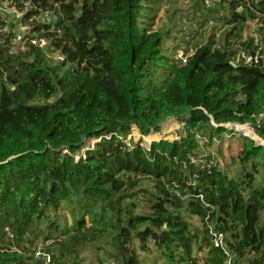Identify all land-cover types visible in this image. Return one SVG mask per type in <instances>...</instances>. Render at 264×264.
I'll return each instance as SVG.
<instances>
[{
  "label": "trees",
  "instance_id": "1",
  "mask_svg": "<svg viewBox=\"0 0 264 264\" xmlns=\"http://www.w3.org/2000/svg\"><path fill=\"white\" fill-rule=\"evenodd\" d=\"M30 1L25 19L56 17L30 33L64 60L13 50L0 30V162L12 158L0 164V264H41L25 247L38 242L54 264H83L86 248L96 264H145L149 243L162 264H226L214 233L233 263L264 264V0L203 2L223 42L184 63L165 55L145 0ZM250 21L257 39L242 40ZM167 118L183 124L178 139L127 145L132 128L146 137Z\"/></svg>",
  "mask_w": 264,
  "mask_h": 264
},
{
  "label": "rangeland",
  "instance_id": "2",
  "mask_svg": "<svg viewBox=\"0 0 264 264\" xmlns=\"http://www.w3.org/2000/svg\"><path fill=\"white\" fill-rule=\"evenodd\" d=\"M148 1L150 2H147V0L144 2L149 5V9L143 10L141 16L148 17L153 14V17H150L148 20V22L151 23V29L153 31H160L164 35L163 51L165 52V55L175 61L178 60L181 63H184L187 57L193 55L196 48L208 43L211 38H213L216 46L222 44L224 32L226 31L225 27L220 25L218 19H213L215 18L213 15L209 16L202 9L203 2L207 3L208 6H212L213 2L219 0ZM49 18L50 20H53L52 14H49ZM142 20H144V18H142ZM145 20L147 19L145 18ZM0 23L4 31L13 35L11 41L14 47L13 49L22 48L25 42L21 40L23 33L20 30L19 15L10 10L6 13V16L0 18ZM256 30V21L248 22L241 34V39L244 40L248 37L257 39V35L255 34ZM50 55L55 56V53ZM178 61L176 62L178 63ZM242 126H245L253 132L248 125ZM182 128L183 124L179 123L176 119L167 118L161 125L159 133H152L149 136L142 137L134 127L132 128L131 134L127 137V141L140 143L143 148L147 149L153 141H158L160 139L173 141L178 139ZM237 130L247 136L243 133L244 131H241L239 126ZM255 141L262 144L260 140ZM89 145H93V141L87 142L85 149ZM220 168L223 171L226 170L229 176H234L235 174V168L231 167L230 164H228L227 167L222 165ZM139 210L143 212L144 207H141ZM62 213L66 218L67 227H69L72 224V219L67 212L62 211ZM58 218L60 219V223H62V215ZM55 237H58V235ZM2 246L6 248L9 246L11 249L17 250L13 245L9 244L7 240L3 241ZM25 247L29 249L33 256L37 250L40 251V256H35L36 259L34 258L36 261H40L41 264H51L49 259L43 256L45 246L41 242H38L34 247H30L29 245H25ZM149 247L152 250L151 253L147 254L144 252H138L140 258L145 264H162V260L157 257V253L153 249L151 243H149ZM155 258H157L156 261ZM80 259L84 260L83 264H96L97 262L94 252L87 248L81 252ZM241 264H244V262L242 261Z\"/></svg>",
  "mask_w": 264,
  "mask_h": 264
},
{
  "label": "built area",
  "instance_id": "3",
  "mask_svg": "<svg viewBox=\"0 0 264 264\" xmlns=\"http://www.w3.org/2000/svg\"><path fill=\"white\" fill-rule=\"evenodd\" d=\"M16 1H18L19 4L22 6V10L19 8V5L16 3ZM10 10H12L13 12H15V13H17L19 15V18H20V30L23 33L21 40H23L25 42L24 46L22 48H18V49H15V50H24L25 46H26V43L29 42L33 46L41 48L44 52L47 53L48 56H50V57H52V58H54V59H56L58 61H63L64 60V57L62 55H60L59 52L54 51V48L51 46V44L48 41H46L43 38H40V39L36 38L35 34H31L30 33L31 24L34 23V22H38L40 24L52 25V28H53L54 27V22L56 21V17H55L53 12L40 11L38 15H30V16H28L25 19L24 18L25 15L31 10V1L30 0H13V1H10V2H1L0 1V18L2 16H6V13H8V11H10ZM49 14H52L53 20H50ZM0 30L3 33H7L6 31L3 30V27H1V23H0ZM12 38H13V35H12ZM12 38H11V41H12ZM49 53L50 54L55 53V56H51ZM241 57L245 58L246 62H251L252 60H254V62H256V57L252 58L251 56H246L244 53H241ZM237 128H238V126H237ZM126 143H127L128 146H130V144L127 141V139H126ZM149 147L147 149L146 148H144V149L146 151H149ZM75 158L77 160V159H79V156H76ZM83 158H84V156H83ZM200 198H201V196H200ZM49 243L50 242H47V244H49ZM213 243H214L215 247L221 248L222 250H224L225 254L228 257V259L226 261V264H235V263L232 262V258L230 257V255L226 251L224 237H223L222 234H220V233L215 234L214 233L213 234ZM40 254H41L40 251L37 250L36 253L34 254V258H35V256L39 257ZM43 256L47 257L51 264H54L52 262V260L50 259V257L46 253L43 252Z\"/></svg>",
  "mask_w": 264,
  "mask_h": 264
},
{
  "label": "bare ground",
  "instance_id": "4",
  "mask_svg": "<svg viewBox=\"0 0 264 264\" xmlns=\"http://www.w3.org/2000/svg\"><path fill=\"white\" fill-rule=\"evenodd\" d=\"M175 126V125H174ZM239 128L243 131L246 135H248L249 137H252L255 140H259L258 137L254 134V132H252L250 129H247L245 126H239ZM168 133V132H167Z\"/></svg>",
  "mask_w": 264,
  "mask_h": 264
},
{
  "label": "water",
  "instance_id": "5",
  "mask_svg": "<svg viewBox=\"0 0 264 264\" xmlns=\"http://www.w3.org/2000/svg\"><path fill=\"white\" fill-rule=\"evenodd\" d=\"M189 112H190V109H188L187 110V114L184 116V118L185 119H188L189 118ZM241 131H243V130H241ZM244 133V132H243ZM248 136V135H247ZM249 137V136H248ZM251 138V137H250ZM251 139H253V138H251ZM254 140V139H253ZM10 159H12V158H9V159H7L6 161H4V162H0V164H4V163H6L7 161H9Z\"/></svg>",
  "mask_w": 264,
  "mask_h": 264
}]
</instances>
